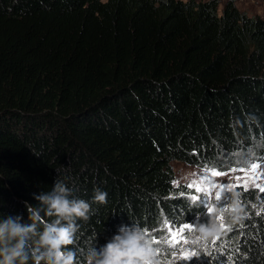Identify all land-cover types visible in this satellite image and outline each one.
<instances>
[{"label": "trees", "instance_id": "16d2710c", "mask_svg": "<svg viewBox=\"0 0 264 264\" xmlns=\"http://www.w3.org/2000/svg\"><path fill=\"white\" fill-rule=\"evenodd\" d=\"M218 6L0 0V219L31 223L59 179L94 212L77 220V264L134 222L157 240L214 223L182 264H264V193L234 188L219 221L174 186L175 161L231 172L264 157V19ZM41 217L38 231L55 219Z\"/></svg>", "mask_w": 264, "mask_h": 264}, {"label": "clouds", "instance_id": "9594fccd", "mask_svg": "<svg viewBox=\"0 0 264 264\" xmlns=\"http://www.w3.org/2000/svg\"><path fill=\"white\" fill-rule=\"evenodd\" d=\"M238 196V194H236ZM35 199L37 207L28 206L29 220L22 218L0 219V264H28L29 252L35 264H77L76 253L70 249L78 231L77 220L87 221L94 214L91 204L73 195L72 190L57 179L49 192L41 193ZM93 202H107V192L94 190ZM233 219L240 220L243 208L238 200L232 204ZM54 217L44 223L43 231L37 230L42 222L41 213ZM198 231L204 236L217 234V226L209 222L200 225ZM86 264H161L158 250L138 223L122 225L118 232L102 247H90Z\"/></svg>", "mask_w": 264, "mask_h": 264}, {"label": "rangeland", "instance_id": "374dc122", "mask_svg": "<svg viewBox=\"0 0 264 264\" xmlns=\"http://www.w3.org/2000/svg\"><path fill=\"white\" fill-rule=\"evenodd\" d=\"M106 1V0H101ZM186 1V0H182ZM196 1H207V0H196ZM219 3L218 13L220 14L223 6L226 2L231 1L234 3L235 7L243 14L251 17H260L264 19V0H216ZM264 164L262 160L259 162ZM171 168L174 172V186L181 188L184 187L186 191H188V197L191 199L193 196H203V193L195 192L194 187L188 188L189 184H193L196 182L197 184H201L203 188L209 189L212 193L210 198H207V201L201 197L199 204H201L205 209V215L210 219L212 215H216V220L221 221V215L225 210L224 202L227 199L229 193L224 190L223 186L226 184L232 185V190L236 187L244 188V180H238L237 177H244L245 172L237 169L235 172H227V175H221L217 177H213L211 175V171H216L213 169H205L198 168L195 166L185 165L181 162H172ZM246 168L243 169H247ZM261 178L257 179L253 177L248 181L247 188H256V185L264 187V167L261 170ZM231 190V191H232ZM219 193L221 199L218 201L216 199V194ZM192 200V199H191ZM193 201V200H192ZM209 204L213 207V212L208 214L206 204ZM173 231H178L182 227H173ZM165 228L164 234H162V239L157 240L152 238L154 247L158 250V255L161 259V264H182L184 263V253L194 252L197 248L198 244L204 242L205 237L198 231V226L192 225L191 230H184V234L182 240L175 247L167 243L168 240L171 239L169 235L168 228ZM183 240H187V243H183Z\"/></svg>", "mask_w": 264, "mask_h": 264}, {"label": "snow or ice", "instance_id": "6c2138e0", "mask_svg": "<svg viewBox=\"0 0 264 264\" xmlns=\"http://www.w3.org/2000/svg\"><path fill=\"white\" fill-rule=\"evenodd\" d=\"M262 138H264V133H262ZM261 160H262V162H264V157H262ZM262 167H264V164L252 162L248 165L247 169H243V168L240 169V171L245 172V176L244 177H237V179L238 180H241V179L244 180V186L243 187H244L245 192L248 190L247 184H248L249 180H251L253 177H256L257 179L261 178V172H258V170H261ZM229 171L235 172V171H237V169L236 168H230ZM227 174L228 173L225 171H211V175L213 177H217V176H221V175H227ZM193 187L195 189V192L204 194L203 196H193L191 198L194 202H197V206H199V202L201 200V197H203V199L207 201V198H210L212 195L211 191L209 189L203 188L201 186V184H197L196 182H193V184L188 185V188H193ZM232 187L233 186L230 184H226L223 186L224 190H226L228 192H231ZM256 187L259 189V191L261 193H264V187L260 186L259 184H257ZM216 199L218 201L221 199L219 193L216 194ZM206 208H207L208 214L213 212V207L210 206L208 203L206 204ZM262 211H264V207H262ZM191 227H192V225H190L188 223H184L183 227L180 228L178 231H173L172 228L169 227L168 231H169V235H170L171 239L168 240L167 243H169L170 245L175 247L177 244H179L181 242L183 234H184V230L185 229L191 230ZM153 242L156 243V241H153ZM183 243H187V240H183ZM183 255H184L185 259H190L191 257L196 256V253L195 252L184 253Z\"/></svg>", "mask_w": 264, "mask_h": 264}]
</instances>
